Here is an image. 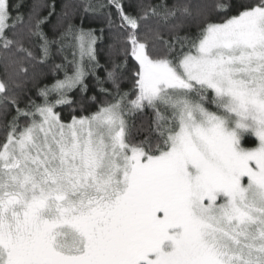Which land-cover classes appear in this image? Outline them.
Instances as JSON below:
<instances>
[{"label":"snow or ice","instance_id":"obj_1","mask_svg":"<svg viewBox=\"0 0 264 264\" xmlns=\"http://www.w3.org/2000/svg\"><path fill=\"white\" fill-rule=\"evenodd\" d=\"M22 7L0 0V264H264V0Z\"/></svg>","mask_w":264,"mask_h":264},{"label":"trees","instance_id":"obj_2","mask_svg":"<svg viewBox=\"0 0 264 264\" xmlns=\"http://www.w3.org/2000/svg\"><path fill=\"white\" fill-rule=\"evenodd\" d=\"M13 2H16V0H13ZM20 2L23 4V7H22L21 11L22 12H27L29 7L33 3V0H20ZM241 2H247V0H237V4H239ZM99 26L100 25L98 24V22L91 20L90 17L86 18V23H85V27L86 28H89V27L98 28ZM61 78H62V74H61ZM97 94L98 93H96L95 90H93L88 95H97ZM69 96L72 97L75 101H80L81 100V95H80V93L78 91H73V92L69 93ZM85 107L91 108L93 106L90 105L89 103H85ZM70 112H71L70 108L64 107L63 110H62V116L63 117H68ZM77 112L79 114V109L78 108H77ZM141 119H147V118L145 117V118H141ZM252 139H254V138H252Z\"/></svg>","mask_w":264,"mask_h":264}]
</instances>
